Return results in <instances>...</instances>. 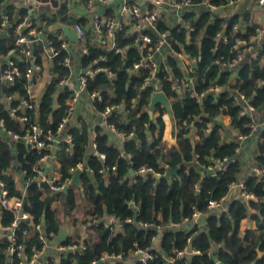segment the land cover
<instances>
[{
	"label": "trees",
	"instance_id": "obj_1",
	"mask_svg": "<svg viewBox=\"0 0 264 264\" xmlns=\"http://www.w3.org/2000/svg\"><path fill=\"white\" fill-rule=\"evenodd\" d=\"M190 1L191 6L184 11L183 17L186 24L192 27L191 32L180 25L169 27L160 17L156 31L145 32L151 38L149 46L157 41L156 33L164 32L174 53H183L194 61L190 65L191 69L190 66L186 68L188 77L192 80L191 88H181L179 91L172 89L170 73L179 83L184 79L172 56L166 59L169 71L160 64L156 72L160 89L170 103L175 120L176 146L166 148L162 141L164 109L157 106V116L148 114L154 87L147 86L140 90V85L149 77V70H134V64L147 54V49L140 51L134 45L137 34L127 35L125 28L114 34L112 49L98 43H87L86 53L81 54L83 68L94 71L97 67H105L115 74L113 79L103 72L87 76L85 93L101 95L100 101L93 102L97 112H102L110 104L122 106L121 113L115 110L107 116V122L126 135L123 147L119 150L109 143L107 135L99 127L95 128V152L89 156L85 163L86 169L80 175L82 195L71 186L66 193L56 195L50 192L48 185L31 180L32 168L39 155L34 147L28 149L26 142L20 139L13 146L17 151L18 162L26 172L27 181L22 192L10 174L12 144L0 138V179L5 183L8 198L21 200L23 211L30 216L29 221L22 220L15 228V237L17 243L22 245L23 253L30 255L32 248L39 251L42 247L43 241L34 225L43 226L47 241L58 233L62 221L59 209L53 203L59 200V196L66 214L70 213L72 203L76 206V200L83 201L84 219L81 224H87V228L94 231L97 241L82 237L80 233L69 235L62 245H82L84 249L59 253L58 260L49 258L44 264H99L103 254L123 253L126 258L135 249L152 248L156 257L146 264H167V259H172L171 264H264V255L257 257L258 252H264V174L260 177L252 173L244 178V190L253 195L247 205L234 199L225 210L207 215L204 231H199L198 225L186 222L193 211L206 212L209 200L224 198L230 186L240 180L242 164L238 159L224 172L218 171L205 177H201L191 165L194 159L200 165H208L225 156L236 157L238 143L224 141L222 128L212 121L220 115H228L230 129L239 135H248L254 121L247 114H240L242 104L238 95L243 94L256 111L264 106V45L238 67L234 82L231 83V71L220 70L215 61L229 62L236 57L237 52L223 49V44L217 40V33L225 31L232 36V27L237 18L226 21L213 17L207 8H201L195 16L192 7L198 6L201 0ZM4 10L9 13V20L15 25L17 20L12 18L14 7L8 5ZM20 13L23 14L24 10L21 9ZM106 15L112 14L108 11ZM253 29L249 28L241 36L234 33L233 37L249 39ZM16 38L13 27L8 28L5 35H0V55L13 51L14 62L24 74L28 62L21 53V46L16 45ZM51 43L55 48L60 46L58 40H52ZM33 47L34 54L39 55L41 45L34 44ZM115 49L119 51L115 52ZM67 54L60 50L53 57L56 76L50 80L36 109L17 112L27 115L25 128L38 123L42 128V137L47 132L58 135L57 127L67 114L71 90L67 86L59 87V81L67 78L70 73L62 62ZM19 59H24L25 63ZM4 67L6 66L3 65L2 69ZM27 84V79L22 75L14 82L2 84L0 90L5 97L15 94L27 98ZM214 85L224 87L218 94L207 92L201 102L190 96L191 91L200 94ZM18 104L19 101L15 100L12 107ZM0 120L7 131L25 136L22 125L1 104ZM194 127L198 129L196 141L188 135ZM68 132L72 144H60L56 153L59 181L67 184L72 178V169L84 164L88 146V130L84 122L78 127L70 126ZM129 133L133 135L128 136ZM253 149L252 167L264 169V126H261L255 137ZM101 153L105 155L103 162L98 156ZM112 166L115 167L114 170H111ZM144 166L152 168L159 175L138 173ZM101 168L104 169L102 172ZM174 169L176 173L168 176L167 173ZM129 170L133 172L132 176L129 175ZM104 216H112L121 225L120 229L116 230L113 225L103 223L101 219ZM14 217L12 210L0 208V226L10 225ZM246 218L254 226L247 228L243 236L242 223ZM139 222L148 227L141 228ZM170 223H177L179 226L170 228ZM157 227H161L160 231ZM158 234L159 240L155 243ZM247 239L251 240L249 244H246ZM8 245V238L3 236L0 240V264L9 263L6 253ZM186 247L198 253L175 255V250ZM13 260L9 264H17L15 255ZM100 264L111 263L106 260ZM112 264L125 262L116 260Z\"/></svg>",
	"mask_w": 264,
	"mask_h": 264
},
{
	"label": "crops",
	"instance_id": "obj_2",
	"mask_svg": "<svg viewBox=\"0 0 264 264\" xmlns=\"http://www.w3.org/2000/svg\"><path fill=\"white\" fill-rule=\"evenodd\" d=\"M50 4V11L47 10L46 4ZM174 0H164L163 4L157 5L154 0H112L108 4H101L97 0H92L91 6L86 8L84 6V0H0V16L7 14L9 16V13L6 12L4 9L8 5H12L14 7V12L12 13V18L18 19L21 15L25 14V9L26 7H32V13L28 15L31 23H33L34 28L37 31H42V36L38 40V43L42 47V51L40 52L39 55L35 54V57L37 58L38 63L41 66V70L34 75L32 78V94L34 97V102L36 104V107L39 105V102L44 95L47 86L52 78H54L56 75L54 73L53 69V57L50 56L48 53V48L46 47V41L47 42H52V40H58L60 42L65 41L66 46H67V52H68V58H69V65L67 66L69 68V76L65 78L66 80V85L69 87V89H73L77 83H78V77L88 71L87 68H83L81 65V46H84L86 49V44L87 43H98V40L95 35V31L93 28V24L95 21H99L103 23L104 21L110 19L114 22H117L121 28L126 29V34L127 35H132V34H137L136 39L139 38L143 30H138L133 23L132 18H130L129 13L124 11V7L128 6L131 7L133 5L138 6L140 9H149V10H155L159 14V17L163 19L169 27H174L176 25H180L183 28H185L186 22L184 21L183 13L184 11L187 10V8L190 7H176L174 6L173 3ZM203 1L201 0L200 4L198 6L192 7V9L195 10V16H197L198 10L201 8H206L203 5ZM46 2V3H45ZM215 3V2H214ZM24 10V13L21 14L20 10ZM209 10V9H208ZM110 11L111 16H107L106 13ZM212 13L213 17H219L222 18L226 21H229L230 19H234V17L237 18L236 24L232 27V33L238 34V35H243L249 30V28H254L252 33L249 36V39H246L244 37H233L229 35V33H226L225 31H220L217 33V40L223 44L222 48L226 50H233L231 47V41L230 39H245L249 40L250 44V49H246L241 51V60L237 63L232 68H229L226 65L220 66V70H227L231 71V83L234 82L236 71L238 67L243 64L245 61H247L250 57H252L255 53V51L259 48H261L264 45V36L261 38L254 37V31L256 28L263 27L264 28V10H260L258 6L256 5V0H233L232 3H229V0H220L217 3H215V7L210 10ZM52 19V20H51ZM62 21V22H61ZM56 22H61L64 25H70L73 29L74 23H79L84 32L82 37L79 40H70L67 37H65L62 33V31L57 30V31H48L45 32V29L53 23ZM189 26V25H188ZM191 32V31H188ZM7 33L6 28L0 27V35H5ZM219 34H227L228 41H224L223 37H219ZM114 37V36H113ZM47 39V40H46ZM99 44V43H98ZM137 46V41L135 44ZM185 55V54H184ZM2 58H0V67L7 66L9 61H14L15 56L13 51H9L6 55H1ZM172 56L175 58L177 61V65L181 69V72L184 75V79L179 83L177 79L170 73L169 79L172 81V89L173 90H180L181 88H191L192 86V80L188 77V68L190 62L188 63L187 60L184 58H179L176 53H174L171 49V47L164 48L160 53H157L155 56L156 62L158 64V68L160 64H163L164 67L169 71L168 66H167V57ZM235 58V57H234ZM233 58V59H234ZM20 62H24V59H19ZM231 60H229L230 62ZM227 62V61H226ZM187 63V64H186ZM264 63V59H263ZM191 69V66H190ZM62 81V80H61ZM2 84H5L0 80V87ZM154 81L151 80L149 82L148 86H153L155 90V85ZM64 85H59V87H63ZM153 90V94H154ZM162 91V90H161ZM163 92V91H162ZM192 92V91H191ZM151 94L150 96V102L151 98L153 96ZM164 94V93H163ZM165 95V94H164ZM18 95H12V96H3L0 90V104L3 105L6 109H9L12 107L13 101H19ZM166 97V96H165ZM167 99V98H166ZM168 101V100H167ZM169 103V101H168ZM241 103V102H240ZM150 106V103H149ZM159 106L164 109L160 104H157L154 109L152 110V114L150 116H157L159 113V109H156V107ZM156 109V110H155ZM123 110L122 106L119 105L116 109V111L120 112ZM169 110L172 113L170 103H169ZM242 110H243V105H242ZM241 110V111H242ZM115 111V110H114ZM149 111V107H148ZM169 111L164 109V113L162 115V120L164 122V128L162 131V141L164 142L166 148L174 147L177 144V129H176V124L175 120L172 116L169 115ZM241 113V112H240ZM251 118V117H250ZM254 121V124L256 126H264V106L259 109V110H254L252 113V118ZM81 122H84L86 124L87 130H88V146L86 150V156L84 159V164L78 165L75 169H80L81 174L83 171L86 169L85 163L87 162L89 156L95 152V148L93 147L94 143V138H95V128L99 127L104 134L107 135L108 141L110 144L118 148L119 150L122 149L123 143L125 141L124 136H117L108 123H106V120L104 116L102 115V112H97L94 109L93 102L90 98V96L86 93H84L77 103L75 104L73 114L69 120V122L66 125V128L64 131H60L58 133V139L59 143L56 145L52 146L49 150V159L47 163L45 164L44 168H46L47 172L49 174L56 172L59 175L60 178V173L58 172L59 168V163L56 158V153L60 148V144L66 143L64 138L66 137V134L69 133L68 129L69 127L73 126H80ZM213 124H217L222 128V138L224 141H236L238 143L237 147V153H236V160L238 159L239 162L242 164V171L240 173V180L232 184L230 186V189L228 191V194L223 198V206L227 207V205L234 199L240 200L243 202L245 205H247L248 201L241 195V190L238 187L237 184L243 183V180L246 176L249 174H252V158L255 150L253 149L254 146H252V142L255 140L254 133L251 136H247L245 139L241 140L239 137L243 135H239L235 130L230 129L229 127V116L228 115H220L216 119L212 121ZM256 127V129H257ZM255 132V131H254ZM198 129L196 127L192 128L189 132V136L191 137L192 140L196 141L198 139ZM133 135V133H132ZM0 138L6 139L11 142L12 146V155H13V160L10 166V174L12 176V179H14L17 187L22 190V192L25 189V183L27 181L26 176L24 175V170L22 169L20 163L18 162L17 159V151L15 150V147L13 146L14 142L11 140L6 134L0 130ZM27 144V143H26ZM30 145L27 144V148L30 149ZM99 156V154H98ZM217 160H214V162L208 165H200L197 160H193L191 165L197 169L201 177L209 176V175H214L218 171H221V168L219 167ZM101 161V160H100ZM103 162V161H101ZM113 167V166H112ZM75 169H72V178L74 176V171ZM102 169V168H101ZM100 169V170H101ZM107 169V168H106ZM104 170V169H103ZM112 170V169H111ZM102 172V171H100ZM80 174V175H81ZM80 175H79V184H73L71 187L75 189L76 192H79L81 194V183H80ZM129 175L132 176L129 170ZM90 179L93 182V177L91 176V173H89ZM71 178V180H72ZM70 180V181H71ZM69 181V182H70ZM54 194V193H53ZM59 195V194H56ZM79 197V194H78ZM55 201L53 203L54 207H58L59 209V217L61 219V225L59 228V231L61 228L66 230V236L75 234V233H80L82 237H85L87 239H93L94 241H97V236L94 234V231H91L90 229L87 228V224H81V221L84 219V216L82 215V210H83V201L79 202V200H76V203L74 206L73 203L71 204L70 207V213L66 214L64 212L63 208V202L60 200ZM214 212H210L208 209L204 213L199 212V217L196 221V223H189L190 225H198L199 231H204L206 228V216L213 214ZM101 221L105 223L106 225H113L115 228L114 229H120L121 225L116 222L112 216H104L102 217ZM205 224V226H204ZM8 226V225H7ZM42 234L44 236L43 242H42V247L37 254V257L35 261L30 262V264H44L49 258H53L54 260H58V255L59 253H64L61 251H58L57 247L62 244H58L55 242L54 238L58 235V233L55 235V237L47 241L45 238V233H44V228L42 225ZM170 228L171 223L168 225ZM254 226L253 222H250L247 218L244 219L242 223V232L243 236H245V231L247 228ZM4 227V226H1ZM150 227V226H149ZM5 236L8 238V233L4 229H0V240L2 237ZM42 236V235H41ZM160 234L155 238V243L159 240ZM63 239V241L65 240ZM253 239V238H252ZM62 241V243H63ZM251 240L247 239L246 244H249ZM64 246V245H62ZM82 246V245H81ZM84 247V246H83ZM215 251V250H214ZM66 252V251H65ZM107 254H103L102 256H106ZM108 261L109 263H114L116 259L108 258L105 259L104 261ZM125 264H131L129 256L126 258L119 259ZM103 261V262H104ZM101 262V263H103ZM9 264V263H8Z\"/></svg>",
	"mask_w": 264,
	"mask_h": 264
},
{
	"label": "built area",
	"instance_id": "obj_3",
	"mask_svg": "<svg viewBox=\"0 0 264 264\" xmlns=\"http://www.w3.org/2000/svg\"><path fill=\"white\" fill-rule=\"evenodd\" d=\"M101 4H108L112 0H97ZM154 2L157 5H161L164 3V0H154ZM233 0H229V3H232ZM92 3V0H84V6L86 8L90 7ZM174 6L176 7H190L191 6V1L190 0H174L173 1ZM204 7H206L209 10H212L215 7V3L212 2L211 0H205L203 1ZM256 5L260 10H264V0H256ZM124 11L129 13L130 18H132L134 26L138 30H143L142 35L135 40L137 41V47L140 51L147 49V54L145 56H142V58L134 64V70L137 71L138 69L141 68H147L149 70V77L144 80V82L140 85V90H143L149 85V82L151 80L154 81L155 85V92L161 91L160 87L161 84L159 83L157 77H156V72L158 70V64L156 62L155 56L157 53H160L164 48H169L171 47L170 40L167 37V34L164 32L156 33L157 36V41L152 45L149 46L151 43V38L150 36L145 33L146 31H151L154 32L156 31V25L159 21V14L155 10H149V9H140L138 6L133 5L131 7L125 6ZM32 13V7H26L25 9V14L21 15L17 19V23L13 25V23L9 20V16L7 14L1 15V27L2 28H11L13 27L15 33L17 34L16 38V45L21 46V53L24 54L26 57L25 61L28 62V67L26 68L24 74L20 71L18 66L15 64V62L9 61L7 66L2 69L0 67V80L2 82L6 83H11L14 82L15 79L20 78L22 75L25 76V78L28 81V84L26 86V94L27 98L19 97V104L16 107H10L9 111L13 115L14 119L17 120L22 127L24 128L25 131V136L21 137L19 136L18 133L7 131L3 125L2 120H0V130L6 136H8L11 140L13 141H18L20 139H23L28 145L31 147H34L37 150V154L39 155V158L37 160V163L35 166L32 168V173L30 176V179L39 183H43L48 185L50 192L54 194H59L62 192L63 187L67 185V182H60L59 181V175L56 172H53L49 174L44 168L45 164L47 163L50 155H49V150L52 146H54V142L59 143V139L57 135L52 134L51 132H47L44 137H42V128L39 126L38 123H33L31 126H28L25 128V122L27 121L28 117L24 113H17L19 110L23 111L26 109H35V102H34V97L32 94V78L36 73H38L41 70V66L37 61V58L35 57V54L33 52V46L34 44L38 43V40L42 36V31H37L34 28L33 23H31L28 15ZM93 28L95 31L96 38L98 40V43L100 46H103L108 49H112L114 47L113 44V36L114 34L121 29L119 24L117 22H114L110 19L104 21L103 23L99 21H95L93 24ZM105 28V30H104ZM185 29L187 31H192V27L185 25ZM73 31L75 32L76 36L78 37V40L82 37L83 35V28L79 23H74L73 25ZM264 36V28H256L254 31V37L261 38ZM219 37H223L224 41H231V47L234 51L237 52V55L234 59H232L230 62H221L220 60H216L215 64L218 66L226 65L229 68H232L235 63L239 62L242 58L241 56V51L250 49L249 45L250 41L245 40V39H230L228 40V35L227 34H219ZM47 40V39H46ZM40 41V40H39ZM46 47L48 48V53L50 56L54 57L55 55L58 54L60 50H64L67 52V46L66 42L62 41L60 42V46L58 48L53 47L51 42L46 41ZM87 49L84 46H81L80 53L85 54ZM118 49H115V52H118ZM68 53V52H67ZM176 55L180 58H184L187 60L189 66L192 65L194 62L193 59H189L186 55L183 53H176ZM0 58L2 56L0 55ZM62 62L65 66L69 65V58L65 56L62 59ZM187 64V63H186ZM96 72H103L105 73L110 79H113L115 74L108 68L105 67H97L94 71L88 69L85 73L81 74L78 77V83L77 85L71 89V95L67 101V114L66 116L61 120L57 127V133L60 131H64L66 128L67 123L69 122L73 111L75 104L79 100V98L85 93V87H86V82H87V76L92 75ZM59 85H66V80L59 81ZM224 85L218 86H210L206 91L196 94L195 92H190V96L194 97L197 102H201L202 97L207 93V92H213L215 94H218ZM162 92V91H161ZM153 94V92H152ZM92 102L94 100H101V95L99 93H93L89 95ZM239 100L241 104L243 105V110L241 111L240 114H247L249 117L252 118V113L254 112V108L252 105L249 103V100L243 95L239 94L238 95ZM33 100V101H32ZM119 105H106L102 111V115L104 116L106 123L107 122V116L113 112L114 110L117 109ZM110 128L112 131L117 135V136H124L125 134L119 130H117L112 124H109ZM256 124L252 123L250 125V132L248 136H251L254 131L256 130ZM128 136H132V133H129ZM247 136H240L239 138L241 140L245 139ZM67 144L71 145V135L69 133L66 134V137L64 140ZM93 147L95 148V144H93ZM99 158L101 161L104 160L105 155L104 154H99ZM129 158V157H128ZM197 158V156H195ZM236 162L235 157H223L221 159L217 160V163L219 167L221 168V172H224L227 167L233 163ZM112 170L115 169V167H111ZM252 173L255 175H259L260 177L262 174H264V169H258L255 167H252ZM100 171H103L101 169ZM154 170L149 167H141L138 170V173L140 174H145V173H151L155 176H158L159 173L153 172ZM24 175H26V172L24 171ZM264 182V179H262ZM69 183V182H68ZM238 187L241 190V195L248 201L249 199H253V195L250 193H247L244 190V185L243 183L237 184ZM0 208H5L8 210H12L15 214L14 220L12 223L8 226L1 227L0 229H4L8 233V240H9V245L7 247L6 253L9 257V263L13 262V256H16L17 259V264H30V262L35 261L37 257V250L32 248V253L30 255H27L23 253V247L21 244L17 243L16 237H15V228L18 226L19 222L22 220L29 221L30 216L28 213L24 212L22 209V201L21 200H10L8 198V192L5 187V183L0 179ZM207 209L210 212L218 213L223 210H225V207L223 206V198L219 200H214L211 199L207 202ZM199 212L198 211H193L192 214L190 215L189 218H187L186 222L189 223H196L198 217H199ZM141 228H146L148 227L147 224L139 222L138 223ZM172 228H176L179 225L177 223H171ZM205 226V224H204ZM35 230L38 231L39 233V238L43 241V234H42V229L39 224L34 225ZM161 227H157L158 231H160ZM42 235V236H41ZM58 251L65 252V251H82L84 249L83 246L77 247L76 245H68V246H62L59 245L57 247ZM154 249H147V250H142V249H135L132 252L128 253L129 259L131 264L135 263H143L146 264L148 261L154 260L156 257L155 254L156 252L153 251ZM157 250V249H156ZM198 252L193 251L189 248H183L182 250H175V255L176 256H181L183 254L186 255H192V254H197ZM123 253H118V254H113V255H106L102 256L99 262H103L105 259L112 258V259H122L124 258ZM31 260V261H30ZM30 261V262H29ZM173 261L172 259H167L166 263L171 264Z\"/></svg>",
	"mask_w": 264,
	"mask_h": 264
},
{
	"label": "water",
	"instance_id": "obj_4",
	"mask_svg": "<svg viewBox=\"0 0 264 264\" xmlns=\"http://www.w3.org/2000/svg\"><path fill=\"white\" fill-rule=\"evenodd\" d=\"M46 7H47L46 9L50 11L51 7H50V4L48 3V1H47V4H46ZM61 22H56V23L50 24L45 29V32H48V31L52 32V31L60 30V31H62L63 35L65 37H67L68 39L73 40V41L78 40V37L76 36V34L73 31L72 27L70 25H64ZM157 104H160L162 107H164V109L168 110L169 111L168 112L169 115L172 116V113L169 110V103H168L165 95L161 91L155 92L153 94V96L151 98L150 106H149V111H148L149 115L152 114V110L154 109V107ZM260 128H261V126L258 125L257 129L254 132V137L257 136ZM254 144H255V140L252 142V146H254ZM54 145H56V142H54ZM130 173L132 174L133 172L130 170ZM175 173H176V169L168 172L167 175L169 176V175H173ZM80 174H81V170L78 169V168L75 169L74 176H73L72 180L66 186L63 187V190H62L63 193H66L68 187L72 186L73 184H79V175ZM65 236H66V230L64 228L63 229L61 228V230L59 231L58 235L54 238V240L58 244H62V241L65 238ZM75 251H77V250H75ZM262 255H264V252H258L257 257H260ZM98 263L100 264L101 262H98Z\"/></svg>",
	"mask_w": 264,
	"mask_h": 264
}]
</instances>
